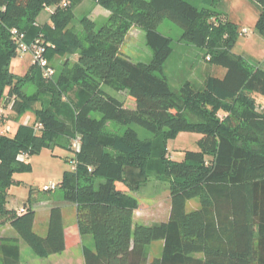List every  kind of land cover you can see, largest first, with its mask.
<instances>
[{
	"label": "trees",
	"instance_id": "16d2710c",
	"mask_svg": "<svg viewBox=\"0 0 264 264\" xmlns=\"http://www.w3.org/2000/svg\"><path fill=\"white\" fill-rule=\"evenodd\" d=\"M91 1L110 16L101 26L88 16L81 19L80 40L69 25L83 0H0V101L8 99L14 120L28 110L35 116V124L20 126L15 136L0 133V227L9 225L18 236H0V264H20L21 240L42 259L66 251L61 206L51 209L47 234L40 236L31 201L20 210L7 205L13 174L30 169L31 156L47 147L72 149L76 138L77 170L66 172L59 187L76 206L80 235L94 241L93 248L83 246L84 264H264V107L258 109L255 100L264 98V69L259 60L232 52L236 25L214 10L223 0ZM254 1L260 6L255 27L264 37V0ZM48 9L50 23L40 26ZM165 20L182 29L183 41L206 49V59L224 68L225 76H208L201 87L187 82L179 94L173 92L163 74L172 40L158 32ZM132 26L146 31L153 53L148 63H133L123 53ZM14 29L28 44L42 35L51 65L56 56L76 54L77 60L62 68L53 85L32 64L18 77L9 70L19 56ZM28 84L37 88L35 95L24 93ZM108 88L127 92L135 109ZM185 109L200 121H191ZM8 120L0 118V125ZM112 122L127 128L108 134ZM132 125L153 138L140 139ZM181 132L201 138L199 150L177 162L167 143ZM129 169L170 184L167 221H135L138 202L127 194ZM193 199L200 208L188 212ZM158 241L164 242L163 253L152 259L149 249Z\"/></svg>",
	"mask_w": 264,
	"mask_h": 264
},
{
	"label": "rangeland",
	"instance_id": "374dc122",
	"mask_svg": "<svg viewBox=\"0 0 264 264\" xmlns=\"http://www.w3.org/2000/svg\"><path fill=\"white\" fill-rule=\"evenodd\" d=\"M98 10L109 12L105 8L97 5L95 2L88 0L85 5L74 8V20L69 25L72 33H75L80 40H83V30L81 19L84 17L96 16V23L101 26L105 23V18L97 14ZM221 16V19L228 20L236 25L238 40L232 52L236 55L254 58L262 62L264 69V37L256 30L255 24L260 14V6L254 0H223L216 5L215 9ZM47 13V10L43 12ZM101 16L100 18H98ZM158 32L172 40L173 53L164 65L163 74L168 79L171 89L179 94L183 85L191 82L201 87L208 76L223 78L226 70L210 63L207 58V51L204 48L183 41V31L176 24L165 20L158 28ZM123 53L127 55L133 63H148L152 60V50L147 44L146 31L138 26H132L131 31L123 45ZM77 60L76 54L56 56L52 59V66L57 71V76L47 83L53 85L57 82L60 71L67 64H73ZM31 55H19L13 57L10 62L9 70L18 77H24L31 67ZM111 94L125 100L128 109H135V102L131 100L127 92H116L108 88ZM37 88L32 84L24 87V93L27 96H33ZM258 109L264 107V98L255 96ZM8 99L0 101V109L3 110V117L9 118L7 122L0 125V133L3 129L9 130V136H15L20 126H33L35 116L33 111L28 110L26 114L21 115L18 120H14V113ZM40 108V105H36ZM187 116L193 122L200 121V118L186 110ZM221 113L220 117L223 118ZM96 117H100L96 114ZM135 129L142 140H150L153 134L137 125L131 126ZM126 126L109 123L105 129L108 134H122ZM201 135L197 133L181 132L175 138L168 139L167 147L169 156L173 161L181 162L184 160L185 153L189 151H198V141ZM264 144V138H262ZM76 154L73 149L56 147L45 148L39 155L31 156L27 163L31 168L23 172L13 174L14 183L9 190L8 205L9 208L22 209L29 205L37 209V225L35 232L40 236H45L49 227L48 210L50 207L61 206L67 203L59 184L63 180L65 173L71 171V164L67 161L75 158ZM126 180L130 185L127 194L135 198L138 202V209L135 212V221L145 226L159 225L169 219L171 212V194L170 184L158 180L155 176L145 179L137 169H129L126 174ZM139 183V187L137 184ZM56 184L58 189L53 192L43 191L45 185ZM63 210L65 213V227L68 233L69 249L61 255H54L46 259L39 258L35 255L31 247L24 241H20L21 249L20 264H83V246L94 247L92 237H82L78 231L76 209L73 204L67 205ZM200 208L199 199H193L187 203V211L192 212ZM63 209V208H62ZM11 231H5V237L10 236ZM82 242V243H81ZM164 242L158 241L150 246V257L152 259L161 257L163 253ZM202 257L201 254L197 255Z\"/></svg>",
	"mask_w": 264,
	"mask_h": 264
},
{
	"label": "built area",
	"instance_id": "2783aa9c",
	"mask_svg": "<svg viewBox=\"0 0 264 264\" xmlns=\"http://www.w3.org/2000/svg\"><path fill=\"white\" fill-rule=\"evenodd\" d=\"M13 39L18 44V54L19 55H26L30 54L32 59V65L37 66L42 73L43 78L46 80H51L56 75V70L51 65L49 60L46 57V47L43 45V36L41 35L40 38H38L35 42L32 44H28L25 42V36L22 33H19L18 30L14 29L12 31ZM3 110L0 109V118L3 117ZM9 130H2L3 134H7ZM81 140L80 138H76L72 142V149L77 153V151L80 149ZM21 159L26 160L27 155L21 156ZM71 171L76 172L77 170V160L76 157L71 159ZM58 189V186L56 184L51 185H45L43 187V191L45 192H53ZM23 212V210H22Z\"/></svg>",
	"mask_w": 264,
	"mask_h": 264
},
{
	"label": "crops",
	"instance_id": "0c3cea01",
	"mask_svg": "<svg viewBox=\"0 0 264 264\" xmlns=\"http://www.w3.org/2000/svg\"><path fill=\"white\" fill-rule=\"evenodd\" d=\"M88 0H83V2L80 4V5H78L79 7L80 6H82V5H85V3L87 2ZM98 10V6H97V9H96V11ZM51 14H52V11H51V9H48L47 10V13L46 14H44L45 16H43V15H41L40 16V18H39V20H38V24L40 25V26H42V25H44V24H47V23H50V17H51ZM97 14H100V15H102V17L104 16V18H105V20L110 16V12H102V10L101 11H97ZM90 17V16H89ZM101 16H99L98 18H100ZM93 21H95V20H97V18H96V16H94V17H90ZM96 22V21H95ZM264 62V61H263ZM107 90V89H106ZM109 93H111L109 90H107ZM125 101V100H124ZM126 103V102H125ZM127 104V103H126ZM4 130V129H3ZM32 203V202H31ZM70 204V203H69ZM68 205V203H65L64 205H62L63 207V210L64 209H66V208H64V207H68L67 206ZM31 207H32V205H31ZM74 207H75V209H76V206L74 205ZM8 208H9V206H8ZM33 208V207H32ZM53 207H50V209L48 210V219H49V216H50V211H51V209H52ZM11 209V208H10ZM13 209H15V208H13ZM34 209V208H33ZM15 210H20V209H15ZM35 211H36V213H37V209H34ZM65 212V211H64ZM63 212V213H64ZM37 216V215H36ZM36 219H37V217H36ZM64 224H65V213H64ZM35 225H37V220H36V224ZM8 229H10V231H11V234H10V236H8V237H11V238H17L18 236L13 232V230L9 227V225H7V226H4V227H0V236H2V237H5L4 235H3V233L5 232V231H8ZM65 237H66V251L65 252H67L68 251V249H69V239H68V233H67V229H66V227H65ZM82 243V242H81ZM84 264V263H83Z\"/></svg>",
	"mask_w": 264,
	"mask_h": 264
}]
</instances>
